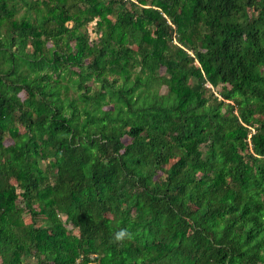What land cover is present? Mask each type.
I'll return each mask as SVG.
<instances>
[{"label": "trees", "instance_id": "obj_1", "mask_svg": "<svg viewBox=\"0 0 264 264\" xmlns=\"http://www.w3.org/2000/svg\"><path fill=\"white\" fill-rule=\"evenodd\" d=\"M32 259L264 264V0H0V264Z\"/></svg>", "mask_w": 264, "mask_h": 264}, {"label": "clouds", "instance_id": "obj_2", "mask_svg": "<svg viewBox=\"0 0 264 264\" xmlns=\"http://www.w3.org/2000/svg\"><path fill=\"white\" fill-rule=\"evenodd\" d=\"M114 239L120 243H123L125 240L134 239V234L127 229H121L115 234Z\"/></svg>", "mask_w": 264, "mask_h": 264}, {"label": "rangeland", "instance_id": "obj_3", "mask_svg": "<svg viewBox=\"0 0 264 264\" xmlns=\"http://www.w3.org/2000/svg\"><path fill=\"white\" fill-rule=\"evenodd\" d=\"M163 90H166V89L164 88ZM163 92H165V91H163ZM20 96H21L22 99H24V98L26 97V95H25L24 92L21 93ZM12 143H13V141H12L11 139H7V140L5 141V144H6V145H10V144H12ZM69 229H72V226H69ZM36 263H37V261H36L35 259L29 260V261L27 262V264H36Z\"/></svg>", "mask_w": 264, "mask_h": 264}]
</instances>
